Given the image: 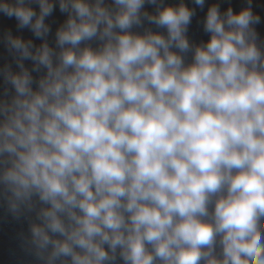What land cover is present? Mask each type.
I'll return each instance as SVG.
<instances>
[{
    "label": "clouds",
    "instance_id": "clouds-1",
    "mask_svg": "<svg viewBox=\"0 0 264 264\" xmlns=\"http://www.w3.org/2000/svg\"><path fill=\"white\" fill-rule=\"evenodd\" d=\"M254 9L0 0V206L35 264H264Z\"/></svg>",
    "mask_w": 264,
    "mask_h": 264
}]
</instances>
